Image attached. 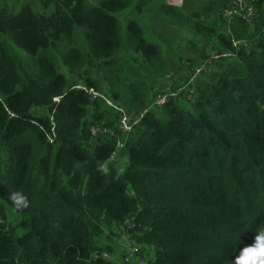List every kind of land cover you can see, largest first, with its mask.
I'll list each match as a JSON object with an SVG mask.
<instances>
[{"label": "trees", "instance_id": "obj_1", "mask_svg": "<svg viewBox=\"0 0 264 264\" xmlns=\"http://www.w3.org/2000/svg\"><path fill=\"white\" fill-rule=\"evenodd\" d=\"M219 2L0 0V264H123L108 241L131 218L146 264H234L253 242L264 226V0H252L251 23L227 22ZM184 33L212 43L205 59L232 55L197 75L192 101L147 112L125 161L111 162L117 114L73 86L136 110L175 89L161 77ZM91 124L115 136L95 139ZM14 189L29 207L11 204Z\"/></svg>", "mask_w": 264, "mask_h": 264}, {"label": "built area", "instance_id": "obj_2", "mask_svg": "<svg viewBox=\"0 0 264 264\" xmlns=\"http://www.w3.org/2000/svg\"><path fill=\"white\" fill-rule=\"evenodd\" d=\"M168 3L180 7L183 0H168ZM220 12L222 16L229 22L233 17L238 16L248 23L252 22L254 16V6L252 0H220L219 2ZM251 42L246 39H234L232 40L233 52L240 48H248ZM232 55L230 50H220L212 51L207 57L206 62L210 63L212 60H218L221 58H226ZM198 69L193 73L187 80L183 83L176 85L173 89H166L158 93L152 100H148L145 104L136 110H129L123 105L113 101L104 93L95 89L92 86L78 83L75 88L84 90L92 100H103L108 106L112 107L116 114V124L115 129L119 131L121 136L117 139L115 148L111 153L108 160L111 162H116L119 159V154L121 153L127 137L132 134L135 127L144 118L147 112L152 109L160 108L169 98L176 97L178 95L184 96L188 101H192L194 98V81L197 75L200 73ZM54 102L59 101V97L53 98ZM10 114V113H9ZM11 115V114H10ZM50 128L46 132V138L49 143H53L57 138V132L55 129V122L53 118V110L50 112ZM90 133L93 138L105 137V136H115V131L113 128L107 127L104 124H91L89 126ZM133 220H126L124 223L118 226L121 231L129 230L133 228ZM148 258L140 256L139 245H132L122 256L123 264H146Z\"/></svg>", "mask_w": 264, "mask_h": 264}, {"label": "rangeland", "instance_id": "obj_3", "mask_svg": "<svg viewBox=\"0 0 264 264\" xmlns=\"http://www.w3.org/2000/svg\"><path fill=\"white\" fill-rule=\"evenodd\" d=\"M11 35H8V37H10ZM189 36L187 35V33H184L178 40L177 43V47L175 50H173V52L170 55V58H172V61L174 62V60L181 62V61H192V54H190L191 52H188L186 50V47H191V46H196L192 45L191 42L189 41ZM9 43L11 44L12 48L15 49L16 51H19V55L23 56V51L19 50L15 44L13 43L12 39L10 38ZM200 49L203 48V46H200ZM207 60V58L205 59L203 57V59L201 61H198L197 63H194L190 68H188V70L186 71V74L183 76H181V83H183L185 80H187L193 73H195L198 69H200V71L202 70H206L209 66L208 63H205V61ZM65 75L67 80H71L73 78V76L70 74L69 70L65 71ZM166 76V75H165ZM161 77L163 80L164 77ZM179 77V76H178ZM166 81V80H165ZM167 82V81H166ZM180 83V84H181ZM168 84V82H167ZM35 113H46L45 109H37L34 110ZM126 159V156L124 155V153L121 151V153L119 154V159L116 161V163H123ZM119 164V165H120ZM114 233L115 235L111 236V239L108 241V244H110L112 246V254H109L110 257L117 261V262H122V256L123 254L129 249L130 246L132 245H139L137 243H134L131 239H130V235L128 230L125 231H121L118 227H114ZM140 247V256L142 257H147V258H151V250L148 248H145L141 245H139ZM102 253H106V252H102ZM134 264V263H133Z\"/></svg>", "mask_w": 264, "mask_h": 264}, {"label": "clouds", "instance_id": "obj_4", "mask_svg": "<svg viewBox=\"0 0 264 264\" xmlns=\"http://www.w3.org/2000/svg\"><path fill=\"white\" fill-rule=\"evenodd\" d=\"M103 171L106 172L107 168ZM7 198L16 209L30 206L28 196L18 189L10 190ZM255 233L253 242L239 250L234 264H264V226L257 228Z\"/></svg>", "mask_w": 264, "mask_h": 264}, {"label": "crops", "instance_id": "obj_5", "mask_svg": "<svg viewBox=\"0 0 264 264\" xmlns=\"http://www.w3.org/2000/svg\"><path fill=\"white\" fill-rule=\"evenodd\" d=\"M196 44V46L186 47V50L188 52H191L190 54H192V61L186 62L183 60L181 62H178L174 60L173 62L172 58H170V56L168 57L170 68L169 72L166 74L164 79L168 82L169 85L174 86L180 84L181 76H184L186 74L188 68H190L194 63L201 61L203 57L207 54V52H209L213 48L212 43L202 37L197 38ZM199 45L203 46V48L200 49Z\"/></svg>", "mask_w": 264, "mask_h": 264}]
</instances>
